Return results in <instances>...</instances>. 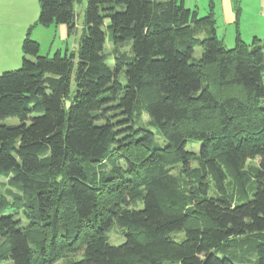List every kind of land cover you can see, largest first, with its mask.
<instances>
[{
	"label": "trees",
	"instance_id": "16d2710c",
	"mask_svg": "<svg viewBox=\"0 0 264 264\" xmlns=\"http://www.w3.org/2000/svg\"><path fill=\"white\" fill-rule=\"evenodd\" d=\"M77 1L38 0L20 66L0 73V174L32 196L40 241L80 251L66 264H264V50L258 38L248 44L237 34L234 46H224L214 0L200 17L184 0H85L77 53L39 54L32 28L65 24L70 34ZM202 27L210 33L197 38ZM107 39L113 46L130 40L132 54L121 52L109 65ZM196 44L202 52L193 59ZM122 69L125 83L117 79ZM140 99L165 147L150 145L152 133L131 125ZM8 117L18 122L5 123ZM114 153L128 169L114 165L100 174ZM256 156L249 194L243 166ZM195 160L220 195L208 196L203 181L187 207L168 169L174 162L189 169ZM223 166L233 171L243 201L224 196ZM10 211L0 194V264H51L55 256L31 246L40 231L22 227ZM113 223L125 229L118 245L107 240ZM174 231L184 238L174 240Z\"/></svg>",
	"mask_w": 264,
	"mask_h": 264
},
{
	"label": "rangeland",
	"instance_id": "374dc122",
	"mask_svg": "<svg viewBox=\"0 0 264 264\" xmlns=\"http://www.w3.org/2000/svg\"><path fill=\"white\" fill-rule=\"evenodd\" d=\"M208 0H185V6L188 8L197 7L199 17L203 16L206 13L207 2ZM242 1V5L240 7V2ZM85 1L80 0L75 4V8L77 7L76 13L78 19L76 21V28L78 32L75 35V32L70 36H61L60 27L58 24H51L49 26H40L35 25L30 35L32 39L38 41L40 45L39 54L48 55L49 57L54 54L56 50H60L61 53L67 50V52H73L74 54L78 51V44H80L82 30L81 26L82 22L85 23ZM236 12L238 14H242V20L237 23H233L232 25H216L217 36L223 39L224 46L230 48L235 44V37L238 34L239 38L248 44L252 43L253 38L257 37V44L263 47L264 50V9H260V0H235ZM21 10L30 11L33 15V23L36 22L39 10L38 0H0V43L3 39L11 32L15 31V22L12 20V16L14 14H18ZM107 21H105V24ZM30 23L29 25H31ZM28 25V26H29ZM27 26V27H28ZM106 26V25H105ZM106 31V27L104 28ZM107 33V32H106ZM210 30L208 27H202L197 30L196 37L204 38L208 36ZM108 38V37H107ZM73 39H75V44L73 45ZM131 41L126 40L122 42V44L118 46H113L109 39L104 43V53L106 56V62L113 66L114 65V57L117 54L124 52L127 55L132 54L130 50ZM21 50V45L19 47ZM21 52V51H20ZM201 46L196 44L193 47L192 57L193 59H197L201 56ZM22 53V52H21ZM22 59V54H21ZM21 62L18 63L16 67L10 69H16L20 66ZM5 69V70H10ZM263 76H264V61H263ZM1 70L0 67V73ZM4 72V71H3ZM118 81L120 83H125V73L124 69H122L118 74ZM142 99L138 101V108L132 117V124L135 130L138 128H144V130L150 131L151 137L149 140V144L153 146L165 147L166 141L162 138L161 135L158 134L155 126L152 124L147 115H145L141 110ZM144 102V101H143ZM264 105V101L262 102ZM112 117L114 114H109ZM118 118H113L112 121L115 122ZM5 123H17L18 119L16 117H8L4 120ZM117 130V129H116ZM122 137V136H120ZM187 149L195 150L198 148V144L190 146L187 144ZM115 154V153H114ZM260 157L256 156L254 158H249L245 161L243 166L244 177L246 179V188L248 193L252 192V188H254V177L255 173L259 167ZM179 162H174L175 166H172L168 169V173L171 174V179L175 181L178 185L180 193H181V201L184 205L191 206L193 198L199 196L198 184L205 181L207 185V195L208 196H217L220 195L219 191H216V187L214 185V180L212 175L204 172L200 166H198L199 162L197 160L193 161L189 169L183 168ZM114 165H119L121 169H128V164L125 162L123 157H120L115 154L110 156L107 160L103 162V166L98 168V172L100 174H107L110 169L114 167ZM167 168V166L165 167ZM224 171V184H223V193L232 203L243 201L245 193H242L238 184L236 177L233 175V171L223 166ZM129 177L128 174H126ZM9 176L0 174V194L3 195L11 205V213L15 216L19 221L22 227L33 228L40 233H34L36 237H39L38 242H32L31 246L33 250L37 251L39 248L43 246L45 254L47 257H54L55 260L51 264H66L69 259L79 258L80 251L77 252H67L62 249L59 250L58 247H54L48 243V239L46 238L43 241H40V236L43 235L41 232V223L40 220L36 217L35 212L32 209V196L23 193L20 189L14 185L9 183ZM199 192V193H198ZM141 204L137 203L134 206L138 208ZM125 230V229H124ZM124 230L116 223L109 228L107 232V240L112 245H118L124 241ZM49 237V236H48ZM171 237L174 240L180 241L184 238L183 231L173 232ZM164 264H178L177 262L166 261Z\"/></svg>",
	"mask_w": 264,
	"mask_h": 264
},
{
	"label": "crops",
	"instance_id": "0c3cea01",
	"mask_svg": "<svg viewBox=\"0 0 264 264\" xmlns=\"http://www.w3.org/2000/svg\"><path fill=\"white\" fill-rule=\"evenodd\" d=\"M78 0L77 2H79ZM85 1V0H84ZM75 2V4H77ZM185 2V0H184ZM183 2V3H184ZM207 2V1H206ZM208 3V2H207ZM74 4V12H75V28L70 32V34L67 33V27L65 24H58L61 31V36L64 37L70 36L72 33L78 32L76 28V21L78 19L76 10ZM185 4V3H184ZM215 4V20L216 25L223 24V25H232L233 23H237L240 20H242V14H238V17H236L235 13V0H214ZM240 7L242 5V1L239 3ZM86 5V1H85ZM85 8V7H84ZM260 9H264V0H260ZM207 10V8H206ZM12 20L15 22V31H11L0 43V67L1 70L10 69L13 67H16L19 62H21V50L19 49L21 42L25 36V33L27 31V26L30 23H33V15L30 13V11H23L21 10L18 12V14L11 15ZM81 30L83 31V28L85 26L84 21L82 22ZM217 27V26H215ZM32 34V32L30 33ZM217 34V29H216ZM72 44H75V39H73Z\"/></svg>",
	"mask_w": 264,
	"mask_h": 264
},
{
	"label": "water",
	"instance_id": "95a60500",
	"mask_svg": "<svg viewBox=\"0 0 264 264\" xmlns=\"http://www.w3.org/2000/svg\"><path fill=\"white\" fill-rule=\"evenodd\" d=\"M69 103H70L69 101H66L65 102V106L68 107L69 106Z\"/></svg>",
	"mask_w": 264,
	"mask_h": 264
}]
</instances>
